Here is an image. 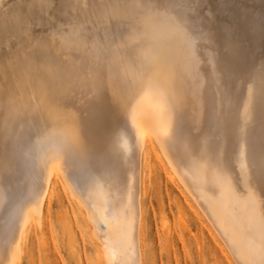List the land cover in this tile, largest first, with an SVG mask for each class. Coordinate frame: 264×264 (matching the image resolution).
<instances>
[{
	"label": "bare ground",
	"instance_id": "obj_1",
	"mask_svg": "<svg viewBox=\"0 0 264 264\" xmlns=\"http://www.w3.org/2000/svg\"><path fill=\"white\" fill-rule=\"evenodd\" d=\"M262 93L264 0H0V264L63 196L102 264H146L166 160L230 264H264Z\"/></svg>",
	"mask_w": 264,
	"mask_h": 264
},
{
	"label": "rangeland",
	"instance_id": "obj_2",
	"mask_svg": "<svg viewBox=\"0 0 264 264\" xmlns=\"http://www.w3.org/2000/svg\"><path fill=\"white\" fill-rule=\"evenodd\" d=\"M154 162L146 174V264L234 263L221 238L210 236L212 226L198 205L192 198L186 202L167 181V160ZM84 227L74 204L66 196L57 198L44 230H31L21 264H102Z\"/></svg>",
	"mask_w": 264,
	"mask_h": 264
},
{
	"label": "snow or ice",
	"instance_id": "obj_3",
	"mask_svg": "<svg viewBox=\"0 0 264 264\" xmlns=\"http://www.w3.org/2000/svg\"><path fill=\"white\" fill-rule=\"evenodd\" d=\"M262 95H264V93H262ZM250 96H251V89H250Z\"/></svg>",
	"mask_w": 264,
	"mask_h": 264
}]
</instances>
